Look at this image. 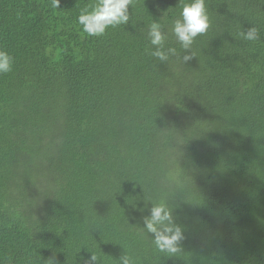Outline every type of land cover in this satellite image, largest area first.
<instances>
[{
  "label": "trees",
  "instance_id": "obj_1",
  "mask_svg": "<svg viewBox=\"0 0 264 264\" xmlns=\"http://www.w3.org/2000/svg\"><path fill=\"white\" fill-rule=\"evenodd\" d=\"M93 2L0 0V264H264V0H205L186 64L146 51L179 0H133L100 37L77 24ZM151 202L183 229L176 255L141 233Z\"/></svg>",
  "mask_w": 264,
  "mask_h": 264
},
{
  "label": "clouds",
  "instance_id": "obj_2",
  "mask_svg": "<svg viewBox=\"0 0 264 264\" xmlns=\"http://www.w3.org/2000/svg\"><path fill=\"white\" fill-rule=\"evenodd\" d=\"M132 2L133 0H94L93 3L80 9L77 24L90 37L103 36L109 28L126 25L129 22V6ZM51 6L59 8V0H51ZM178 7L179 15L171 21L167 29L164 24L153 20L147 25L150 47L146 51L160 63H167L173 57L184 64L193 59L192 45L196 38L205 34L210 27L205 0H179ZM169 34L175 38L184 53L190 54L181 57L175 47L166 46ZM240 35L246 41H257L259 30L253 26L247 32L241 31ZM13 64L14 57L7 51L0 50V75L10 73ZM151 204L150 215L142 217L144 227L140 229L141 233L151 237V243L156 251L166 256L178 254L179 244L184 239L182 227L175 223L172 209L167 202H151ZM140 211L143 212L144 209ZM89 253L91 255L83 260V264H103L102 257L97 252L89 251ZM47 264H55V261L49 259ZM118 264H136V261L131 254L125 252L119 258Z\"/></svg>",
  "mask_w": 264,
  "mask_h": 264
}]
</instances>
